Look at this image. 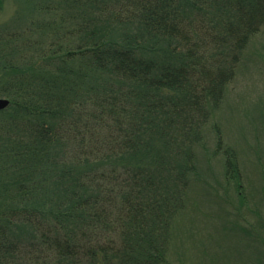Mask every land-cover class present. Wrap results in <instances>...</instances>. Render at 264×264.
<instances>
[{"label":"trees","instance_id":"16d2710c","mask_svg":"<svg viewBox=\"0 0 264 264\" xmlns=\"http://www.w3.org/2000/svg\"><path fill=\"white\" fill-rule=\"evenodd\" d=\"M64 1L89 10L85 38L0 63L24 123L10 153L35 175L20 207L0 209V264H159L264 0ZM223 155L239 186L237 153Z\"/></svg>","mask_w":264,"mask_h":264},{"label":"rangeland","instance_id":"374dc122","mask_svg":"<svg viewBox=\"0 0 264 264\" xmlns=\"http://www.w3.org/2000/svg\"><path fill=\"white\" fill-rule=\"evenodd\" d=\"M64 5V0H0L5 39L0 63L23 66V57L37 58L55 38L69 48L85 38L87 30L81 27L88 23L82 11L89 10ZM104 22L106 32L119 38L114 17ZM7 80L0 74V98L10 100L1 92ZM21 117L10 106L0 111V209L20 207L21 198H27L21 191L35 180L25 162L10 153L13 139L24 137ZM214 127L222 135L219 151ZM227 147L237 153L239 186L225 176ZM195 151L198 174L172 219L159 264H264V30L251 40L235 83Z\"/></svg>","mask_w":264,"mask_h":264},{"label":"water","instance_id":"95a60500","mask_svg":"<svg viewBox=\"0 0 264 264\" xmlns=\"http://www.w3.org/2000/svg\"><path fill=\"white\" fill-rule=\"evenodd\" d=\"M10 105V100L0 98V110L6 109Z\"/></svg>","mask_w":264,"mask_h":264}]
</instances>
